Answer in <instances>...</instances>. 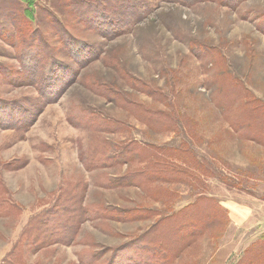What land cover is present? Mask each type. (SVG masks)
<instances>
[{
    "label": "rangeland",
    "instance_id": "rangeland-1",
    "mask_svg": "<svg viewBox=\"0 0 264 264\" xmlns=\"http://www.w3.org/2000/svg\"><path fill=\"white\" fill-rule=\"evenodd\" d=\"M0 264H264V0H0Z\"/></svg>",
    "mask_w": 264,
    "mask_h": 264
},
{
    "label": "trees",
    "instance_id": "trees-1",
    "mask_svg": "<svg viewBox=\"0 0 264 264\" xmlns=\"http://www.w3.org/2000/svg\"><path fill=\"white\" fill-rule=\"evenodd\" d=\"M36 225H37V226H36L37 230H40L41 232L43 231L42 234L46 231L45 228H44V225L46 226L47 224L40 225V226H41L40 229H39V223H36ZM32 228H33V227H32ZM71 228H72V227H69L68 225L66 226V230H67V231H68L69 229H71ZM77 228H78V227H76V230H78ZM64 229H65V228H64ZM76 230H75L74 234L72 235V238H71V241H72V242L74 241L75 235H76V233H77ZM64 231H65V230H64ZM66 233H67V232L65 231L64 234H66ZM67 234H68V233H67ZM48 236H49V235H48ZM49 237H50V236H49ZM51 239H53V238H51ZM56 240H58V239H55L54 241H56ZM43 241H44V240H42L41 243H42ZM48 241H49V240H48ZM59 241H60V240H58V241H56V242H59ZM68 241H69V240H68ZM71 241H69V242H71ZM45 242H47V240H46ZM69 242H68V243H69ZM60 243H66V244H67L66 241H60ZM253 260H254V259H251V260H250V263L253 262Z\"/></svg>",
    "mask_w": 264,
    "mask_h": 264
}]
</instances>
